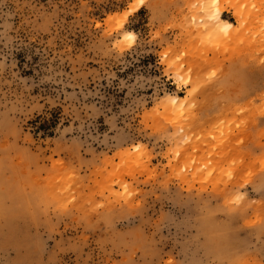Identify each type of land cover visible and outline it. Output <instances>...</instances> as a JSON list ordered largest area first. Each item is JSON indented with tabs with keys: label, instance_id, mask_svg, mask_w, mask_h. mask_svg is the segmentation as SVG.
Listing matches in <instances>:
<instances>
[{
	"label": "rangeland",
	"instance_id": "rangeland-1",
	"mask_svg": "<svg viewBox=\"0 0 264 264\" xmlns=\"http://www.w3.org/2000/svg\"><path fill=\"white\" fill-rule=\"evenodd\" d=\"M219 3L0 0V264H264V0Z\"/></svg>",
	"mask_w": 264,
	"mask_h": 264
},
{
	"label": "bare ground",
	"instance_id": "bare-ground-1",
	"mask_svg": "<svg viewBox=\"0 0 264 264\" xmlns=\"http://www.w3.org/2000/svg\"><path fill=\"white\" fill-rule=\"evenodd\" d=\"M220 2V0H212V4H211V6H212V10H211V13H210V17L212 18V19H214V22H216L215 24V26H214V28L212 29H210V28H208V30H207V32L208 31H210V32H212V33H215V32H224V34L225 33H228L230 30H231V28H232V24H231V22H228V21H226V20H223L222 18H221V16H220V14H221V8L218 6V3ZM133 3H135V2H133ZM132 3V4H133ZM131 4V5H132ZM220 4V3H219ZM135 5V4H134ZM137 5V4H136ZM135 5V6H136ZM135 9H136V7H132V8H130V13L132 12V11H135ZM122 22V21H121ZM217 33V34H218ZM126 34V33H125ZM127 35L129 36V39H130V37H132V35L133 34H131L130 32H128L127 33ZM212 35H214V34H212ZM134 36V35H133ZM215 36H217V35H215ZM210 37V36H209ZM124 38V37H123ZM133 38V37H132ZM180 76V75H179ZM178 99H180L179 97H171V102L172 103H177V101H178ZM170 100H168V103L170 104Z\"/></svg>",
	"mask_w": 264,
	"mask_h": 264
}]
</instances>
